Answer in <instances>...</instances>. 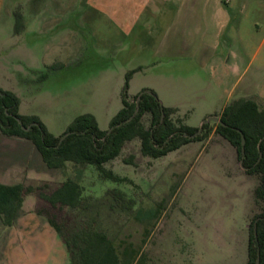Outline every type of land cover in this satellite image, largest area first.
Wrapping results in <instances>:
<instances>
[{
    "label": "rangeland",
    "instance_id": "rangeland-1",
    "mask_svg": "<svg viewBox=\"0 0 264 264\" xmlns=\"http://www.w3.org/2000/svg\"><path fill=\"white\" fill-rule=\"evenodd\" d=\"M176 3L152 0L126 30L88 0H0V88L16 95L18 114L37 117L54 136L86 113L108 131L126 82L130 100L151 89L194 127L239 98L264 110V0H221L222 11L212 15L200 5L197 18L183 6L182 20H172ZM180 24L175 44L172 32ZM208 123L201 140L159 158L142 155L138 139L127 142L105 164L126 177L122 183L85 166L80 210L44 198L75 178L70 163L48 169L29 140L0 132V182L31 189L12 225L0 219L1 263L70 264L48 223L53 216L67 226L94 221L117 246H140L146 264H246L249 223L261 211L253 196L258 177L244 172L236 150L215 132L217 122ZM112 187L123 189L135 206L114 205L105 193ZM137 207L157 211L154 225L135 220Z\"/></svg>",
    "mask_w": 264,
    "mask_h": 264
},
{
    "label": "trees",
    "instance_id": "trees-1",
    "mask_svg": "<svg viewBox=\"0 0 264 264\" xmlns=\"http://www.w3.org/2000/svg\"><path fill=\"white\" fill-rule=\"evenodd\" d=\"M15 17L17 28L19 14L15 13ZM126 86L127 82L122 94V106L111 118L109 132L99 129L94 116L86 113L71 122L66 130L70 134L61 141L60 137L65 132L54 136L37 117L18 114L16 95L0 88V132L9 137L29 140L48 169H61L67 163L76 169L75 178H66L49 195H44L52 206L59 204L70 210L84 208L83 188L79 179L85 166H93L104 180L118 184L126 181V177L115 174L105 164L118 157L129 141L138 139L142 155L159 158L186 143L201 140L208 134L209 123H205L200 134L190 137L198 127L185 124L179 117H175V108L163 106L151 89L143 90H150L151 94H141L138 111L129 119L135 110L137 95L130 100L125 91ZM15 117L21 120V124ZM219 118L221 122L215 123V132L236 150L238 160H242L244 172L258 177L253 196L261 204V211L249 223L246 264H254L257 253L258 264H264V110L253 99L239 98L227 104ZM32 122H36L37 126L32 125L25 131L23 127ZM238 129L244 135L243 152ZM130 158L124 161L129 163ZM30 190V187H24L22 183L0 182V219L4 225L14 223L22 205L23 194ZM105 193L121 209L130 210L136 204L121 188L112 187ZM133 215L140 223L154 225L152 221L158 213L151 208L137 207ZM48 223L64 242L70 264H146V255L140 246L132 242H123L117 246L94 221L67 226L58 223L51 216ZM144 233L148 234L149 229L145 227Z\"/></svg>",
    "mask_w": 264,
    "mask_h": 264
},
{
    "label": "crops",
    "instance_id": "crops-1",
    "mask_svg": "<svg viewBox=\"0 0 264 264\" xmlns=\"http://www.w3.org/2000/svg\"><path fill=\"white\" fill-rule=\"evenodd\" d=\"M93 6L98 7L101 11L107 12L112 18L115 19L117 23L120 24L121 28L129 30L134 28V26L142 19L146 8L150 5L152 0H88ZM166 1V0H161ZM221 0H179V3L175 4V8L173 9V19L182 20L181 17L184 15V7H190V10L185 11V14L188 11L195 10L196 18L199 14V6H207L209 7V11L207 14H214L217 10L222 9L219 7L221 5ZM158 5H161V2H157ZM171 21V19H169ZM182 27L181 24L174 29L172 32V36L174 39V43L177 44L178 37L181 36ZM180 39V38H179ZM2 261H6V259H0V264ZM17 261V260H16ZM24 264H29L28 260L25 258H21L19 260Z\"/></svg>",
    "mask_w": 264,
    "mask_h": 264
},
{
    "label": "water",
    "instance_id": "water-1",
    "mask_svg": "<svg viewBox=\"0 0 264 264\" xmlns=\"http://www.w3.org/2000/svg\"><path fill=\"white\" fill-rule=\"evenodd\" d=\"M143 92H147V93L151 94V91H150V90H145V91H141V92L137 95V97H136V99H135V105H136V107H135V110H134L133 114L129 117V119H131V118L136 114V112L138 111L140 96H141V94H142ZM160 103H161V102H160ZM15 118H16V117H15ZM129 119H128V120H129ZM16 120L18 121L19 124H21V120H20L19 118H16ZM210 121H212V122H221L219 116L211 115V116H209V117H207V118H205L204 120L201 121V123H200L199 126H198L197 131H196L195 133H193L192 135H190V137H193V136H196V135L200 134V133H201V130H202V127H203V124L208 123V122H210ZM32 125H36V126H37V123H36V122H33V123H31L30 125H28V126H26V127H23V129H24L25 131H27V130L30 129V127H31ZM110 130H111V128H110L107 132H109ZM238 131L240 132V136H241V145H242V152H243V145H244V142H245V140H244V135L241 133V131H240L239 129H238ZM68 134H70L69 131L65 132V133L60 137V140H59V141H61V140H62L64 137H66ZM259 156H261V153L259 154ZM239 164H240V166H241L242 168H244V167L242 166V160L239 161ZM255 224H256V222H254V231H255ZM258 263H259V253H257V257H256V260H255V263H254V264H258Z\"/></svg>",
    "mask_w": 264,
    "mask_h": 264
},
{
    "label": "flooded vegetation",
    "instance_id": "flooded-vegetation-1",
    "mask_svg": "<svg viewBox=\"0 0 264 264\" xmlns=\"http://www.w3.org/2000/svg\"><path fill=\"white\" fill-rule=\"evenodd\" d=\"M161 104H162V103H161ZM213 115H214V114H213ZM218 116H219V115H218ZM32 123H33V122H32ZM30 124H31V123H30ZM30 124H29V125H30ZM198 126H199V125H198ZM201 131H202V130H201Z\"/></svg>",
    "mask_w": 264,
    "mask_h": 264
}]
</instances>
